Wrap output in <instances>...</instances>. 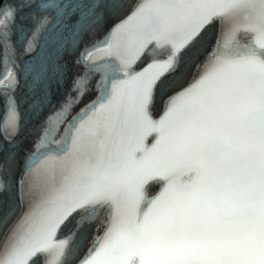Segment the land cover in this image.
Segmentation results:
<instances>
[{
    "label": "snow or ice",
    "instance_id": "obj_1",
    "mask_svg": "<svg viewBox=\"0 0 264 264\" xmlns=\"http://www.w3.org/2000/svg\"><path fill=\"white\" fill-rule=\"evenodd\" d=\"M0 264H264V0H0Z\"/></svg>",
    "mask_w": 264,
    "mask_h": 264
}]
</instances>
